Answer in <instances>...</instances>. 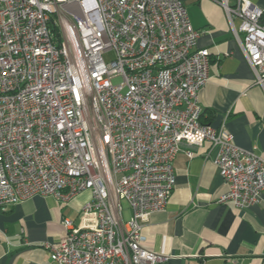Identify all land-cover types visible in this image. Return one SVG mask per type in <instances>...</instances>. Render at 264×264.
<instances>
[{"label": "built area", "instance_id": "2783aa9c", "mask_svg": "<svg viewBox=\"0 0 264 264\" xmlns=\"http://www.w3.org/2000/svg\"><path fill=\"white\" fill-rule=\"evenodd\" d=\"M212 1L238 19L234 37L264 91V11ZM199 36L181 0H0V212L91 191L77 223L64 219L46 246L52 264L168 260L142 229L167 205L181 143L209 144L227 185L218 203L244 208L264 195V159L200 121L209 53L195 49Z\"/></svg>", "mask_w": 264, "mask_h": 264}, {"label": "crops", "instance_id": "0c3cea01", "mask_svg": "<svg viewBox=\"0 0 264 264\" xmlns=\"http://www.w3.org/2000/svg\"><path fill=\"white\" fill-rule=\"evenodd\" d=\"M249 1L264 11V0ZM181 2L200 32L195 49L209 53L208 80L197 97L202 120L224 125L238 147L264 159V91L234 37L238 19L231 25L212 0ZM208 151L207 143L200 148L181 143L167 205L142 229L146 247L168 257L161 264H264V195L244 208L218 203L227 185ZM90 200L89 190L69 202L34 196L0 212V264H52L46 246L63 237L64 219L77 223Z\"/></svg>", "mask_w": 264, "mask_h": 264}, {"label": "rangeland", "instance_id": "374dc122", "mask_svg": "<svg viewBox=\"0 0 264 264\" xmlns=\"http://www.w3.org/2000/svg\"><path fill=\"white\" fill-rule=\"evenodd\" d=\"M114 58L113 52L104 55V59L106 61H110ZM119 80H114V83H117ZM121 207L123 209L124 219L126 220L128 217L126 216V211L128 210L127 203L124 200H121Z\"/></svg>", "mask_w": 264, "mask_h": 264}, {"label": "trees", "instance_id": "16d2710c", "mask_svg": "<svg viewBox=\"0 0 264 264\" xmlns=\"http://www.w3.org/2000/svg\"><path fill=\"white\" fill-rule=\"evenodd\" d=\"M263 19H264V17H263ZM52 30H53V32L56 34V36L58 35L57 34V32H58V28L56 27V26H53L52 27ZM200 121L202 122V123H204V121L202 120V115L200 116ZM205 124V123H204Z\"/></svg>", "mask_w": 264, "mask_h": 264}]
</instances>
